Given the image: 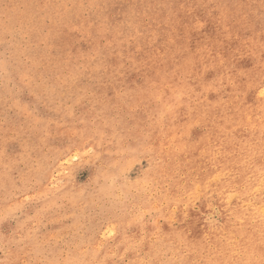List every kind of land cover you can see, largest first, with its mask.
I'll return each mask as SVG.
<instances>
[{"label":"rangeland","instance_id":"obj_1","mask_svg":"<svg viewBox=\"0 0 264 264\" xmlns=\"http://www.w3.org/2000/svg\"><path fill=\"white\" fill-rule=\"evenodd\" d=\"M264 0H0V264H264Z\"/></svg>","mask_w":264,"mask_h":264},{"label":"bare ground","instance_id":"obj_2","mask_svg":"<svg viewBox=\"0 0 264 264\" xmlns=\"http://www.w3.org/2000/svg\"><path fill=\"white\" fill-rule=\"evenodd\" d=\"M263 92H264V89H263Z\"/></svg>","mask_w":264,"mask_h":264}]
</instances>
